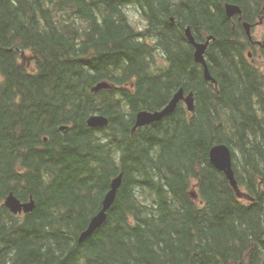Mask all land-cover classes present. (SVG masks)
I'll return each instance as SVG.
<instances>
[{
    "label": "trees",
    "instance_id": "1",
    "mask_svg": "<svg viewBox=\"0 0 264 264\" xmlns=\"http://www.w3.org/2000/svg\"><path fill=\"white\" fill-rule=\"evenodd\" d=\"M225 2L253 22L262 0H0V264H264V82ZM187 26L213 38L216 85ZM101 81L112 88L91 92ZM179 89L190 107L133 131ZM217 144L241 198L209 162ZM119 174L105 222L79 242ZM9 193L33 211L10 213Z\"/></svg>",
    "mask_w": 264,
    "mask_h": 264
},
{
    "label": "water",
    "instance_id": "2",
    "mask_svg": "<svg viewBox=\"0 0 264 264\" xmlns=\"http://www.w3.org/2000/svg\"><path fill=\"white\" fill-rule=\"evenodd\" d=\"M264 9V4H263ZM225 13L227 17H232L233 15H239L241 17V9L237 5H225ZM172 21V20H171ZM246 36L249 40H251V34H250V25L248 23L243 24ZM184 35L185 38L190 46L193 48V60L195 63L199 64L202 67V74L206 81L211 82L212 84H215V80L211 76L207 63L205 61L204 53L207 49V46L211 40H213L212 37H207L205 42H196L192 36V33L190 31V28L187 26L184 29ZM263 54H264V40L261 43ZM112 88V85L106 81H101L95 84L91 88V92H98L103 89H110ZM192 94H189L188 97L185 100V102L188 104L190 103V98ZM184 100V91L182 89H179L175 94L172 96V98L169 100V102L160 110L156 111H147V110H141L138 111L134 116V126L133 131L138 128L145 125L152 124L154 122L162 120L166 115L172 113L176 107L177 104ZM108 124V120L101 115H91L86 120V125L89 127H103ZM66 127L61 126L60 129L64 130ZM46 140V139H44ZM208 158L210 164L214 166L218 171L222 172L225 177L227 178L230 186L235 191L238 198L242 197V193L238 188L237 182L234 177V171L232 169V162H231V152L229 148L224 144H217L211 147L208 153ZM121 178L122 175L119 174L115 178L112 179L110 183V189L105 194L100 210L90 219L86 229L81 232V234L78 237V241L82 242L86 238L90 237L98 228L102 226V224L106 220V212L112 205L116 192L121 184ZM4 207H6L10 213L17 215V214H27L33 211L34 209V201L30 197L27 202H21L14 194L9 193L7 197L4 199L3 202Z\"/></svg>",
    "mask_w": 264,
    "mask_h": 264
},
{
    "label": "flooded vegetation",
    "instance_id": "3",
    "mask_svg": "<svg viewBox=\"0 0 264 264\" xmlns=\"http://www.w3.org/2000/svg\"><path fill=\"white\" fill-rule=\"evenodd\" d=\"M263 3H264V0H262V6H263ZM226 4L237 5L241 9V13L243 11V8L239 4L232 3V2H228V3L225 2L223 4L224 10H225V5ZM253 15L255 16V18H257L259 20V23H262L264 21V10H263L262 7H261V10H258L257 14H253ZM227 18L233 19V21H235L236 23H240V25L243 28V30H244L243 23H248L250 26H252V28H253V25H254L253 22H249V21L244 20L243 13H242L241 17L239 15H233L232 17H227ZM171 20H172V18H171ZM252 28H251V30H252ZM244 33H245V30H244ZM245 37H246L248 43L252 46L246 51V59L249 60L250 64L253 66V68L257 69L260 72V74L262 75V80L264 82V69L262 70V69L258 68L253 63L254 62V57L257 56V53L259 54V56H262L263 61H264L263 49H262V46H261V43L263 42L264 37L261 40H254L253 36L251 37V40H249L248 37L246 36V34H245Z\"/></svg>",
    "mask_w": 264,
    "mask_h": 264
},
{
    "label": "rangeland",
    "instance_id": "4",
    "mask_svg": "<svg viewBox=\"0 0 264 264\" xmlns=\"http://www.w3.org/2000/svg\"><path fill=\"white\" fill-rule=\"evenodd\" d=\"M262 7V6H261ZM261 7L259 8L261 10ZM258 9V10H259ZM126 12L129 16V19L131 21V23L136 27V28H142L143 27V21L141 20V18L139 17V14L137 13V11L133 8H129V9H126ZM255 18V16H254ZM253 28L251 30L252 32V36L254 38V40H261L263 39L264 37V21L262 23H259V20L257 18H255V20L253 21ZM23 56L25 58H30V55L29 53H24ZM162 59H157L158 61V64H161ZM254 65H256L258 68L260 69H264V61H263V58L262 56H259V54L257 53V56L254 57ZM185 100H188L185 98ZM183 105H186L185 103H182Z\"/></svg>",
    "mask_w": 264,
    "mask_h": 264
},
{
    "label": "bare ground",
    "instance_id": "5",
    "mask_svg": "<svg viewBox=\"0 0 264 264\" xmlns=\"http://www.w3.org/2000/svg\"><path fill=\"white\" fill-rule=\"evenodd\" d=\"M7 197V196H6ZM32 198V197H31ZM29 200V199H28ZM27 202V201H26Z\"/></svg>",
    "mask_w": 264,
    "mask_h": 264
}]
</instances>
